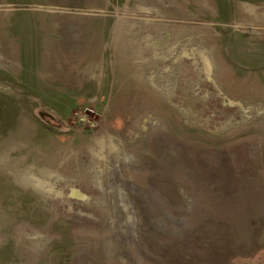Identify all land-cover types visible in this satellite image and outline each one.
<instances>
[{
	"label": "rangeland",
	"instance_id": "374dc122",
	"mask_svg": "<svg viewBox=\"0 0 264 264\" xmlns=\"http://www.w3.org/2000/svg\"><path fill=\"white\" fill-rule=\"evenodd\" d=\"M0 264H264V0H0Z\"/></svg>",
	"mask_w": 264,
	"mask_h": 264
}]
</instances>
